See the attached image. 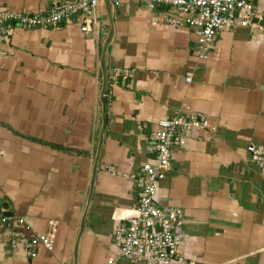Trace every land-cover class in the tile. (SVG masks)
<instances>
[{
	"label": "crops",
	"instance_id": "obj_1",
	"mask_svg": "<svg viewBox=\"0 0 264 264\" xmlns=\"http://www.w3.org/2000/svg\"><path fill=\"white\" fill-rule=\"evenodd\" d=\"M60 1L0 8L32 13ZM252 1L264 11V0ZM166 13L101 0L89 32L74 19L14 26L0 42V203L31 225L26 235L56 233L51 250L29 258L6 231L0 264H108L119 250L114 229L137 205L135 177L155 155L148 136L181 106L210 123L172 148L157 183L158 204L182 212L181 253L195 264H264V170L247 149L264 148V24L220 30L200 59L195 35Z\"/></svg>",
	"mask_w": 264,
	"mask_h": 264
},
{
	"label": "built area",
	"instance_id": "obj_2",
	"mask_svg": "<svg viewBox=\"0 0 264 264\" xmlns=\"http://www.w3.org/2000/svg\"><path fill=\"white\" fill-rule=\"evenodd\" d=\"M101 0H62L49 11L23 12L9 7L0 8V42L6 40L14 26L32 28L52 26L60 22L70 23L74 19L82 32H89L98 24L97 7ZM156 9L166 10L164 22L176 27H186L196 37L194 54L206 59L213 51L219 31L235 26H257L264 24V11L258 12L252 0H139ZM115 4H118L116 1ZM256 18L257 22L252 20ZM1 44V43H0ZM120 71L116 69V72ZM124 74L128 70H123ZM125 79L126 76L123 75ZM187 82L190 77L185 78ZM210 126L206 114L191 111L188 107L176 108L168 117L159 118L148 136L150 148L154 152L151 161L141 165L139 175L135 177L138 189L137 205L125 223L114 229V239L119 250L108 264L118 257L128 258L135 254L144 264H195L187 262L181 253L183 239L177 233L182 224V212L179 209H167L155 199L157 183L165 178L171 159V150L175 146L184 147L188 138L200 129ZM250 161L260 170H264V148L250 146ZM109 171L117 172L114 167ZM50 225H53L49 221ZM31 225L21 217L8 214L6 204L0 203V235L8 232V246L21 245L29 258L37 256L39 246L51 250L56 233L26 235Z\"/></svg>",
	"mask_w": 264,
	"mask_h": 264
},
{
	"label": "trees",
	"instance_id": "obj_3",
	"mask_svg": "<svg viewBox=\"0 0 264 264\" xmlns=\"http://www.w3.org/2000/svg\"><path fill=\"white\" fill-rule=\"evenodd\" d=\"M23 137L26 138V139H28V140H30V141L36 142V143L48 145V146H50V147H52L54 149H60L61 148V146L54 145V144H50V143H45V142H43L41 140H38L36 138H33V137H27V136H23Z\"/></svg>",
	"mask_w": 264,
	"mask_h": 264
},
{
	"label": "water",
	"instance_id": "obj_4",
	"mask_svg": "<svg viewBox=\"0 0 264 264\" xmlns=\"http://www.w3.org/2000/svg\"><path fill=\"white\" fill-rule=\"evenodd\" d=\"M58 5H59V3H57V4H56V6H58ZM253 22H254V23H256V22H257L256 18H254V19H253ZM82 225H83V223H82ZM129 257H131V258H134V259H135V258H136V255H135V254H131Z\"/></svg>",
	"mask_w": 264,
	"mask_h": 264
}]
</instances>
